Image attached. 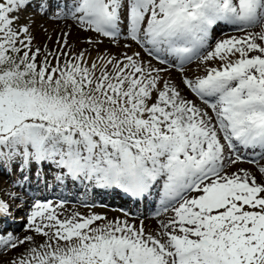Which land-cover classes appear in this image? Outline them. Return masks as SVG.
<instances>
[{
    "label": "snow or ice",
    "instance_id": "1",
    "mask_svg": "<svg viewBox=\"0 0 264 264\" xmlns=\"http://www.w3.org/2000/svg\"><path fill=\"white\" fill-rule=\"evenodd\" d=\"M46 20L91 33L88 47L75 50L70 31L37 45ZM224 27L243 35L213 43ZM121 37L149 59L100 50ZM194 59L206 69L189 77ZM241 149L264 160V0H0V183L46 169L98 196L160 198L155 230L22 201L31 234L0 222V264H264V165L260 178L230 171ZM11 211L0 198V221Z\"/></svg>",
    "mask_w": 264,
    "mask_h": 264
},
{
    "label": "rangeland",
    "instance_id": "2",
    "mask_svg": "<svg viewBox=\"0 0 264 264\" xmlns=\"http://www.w3.org/2000/svg\"><path fill=\"white\" fill-rule=\"evenodd\" d=\"M25 14L21 13V20L19 21V23H24L25 22ZM27 19L30 21L32 19L31 16H28ZM37 22H40V18L37 17ZM47 28V31H41V28ZM259 30V26H257L256 28L253 29H248V31H258ZM33 31L36 33V41L35 43L37 45H43V44H47L50 48L55 47V41H56V37L57 35L60 34V32L62 31H70L71 35L69 36L68 40L69 43L71 45H73V48L75 50H80L82 48H87L88 45L85 42V39L87 36L92 35L91 33H86V32H78L76 28L74 27H66L64 23H54L52 20H46L43 21V23L40 25L39 28L34 27ZM238 31H236L234 28L231 27H226V30H223V32L221 33L219 30L213 32L215 33L214 38H212V42H215V39H220V38H225L226 36H230V35H235V36H240L237 34ZM242 33V32H241ZM243 35V34H241ZM47 37H51V39H47ZM103 39V44L100 45V50H108L110 51L112 54H117V53H122V52H128V54H131L133 51H137L138 46L135 43H132V46L130 49H127L124 47L125 43H129L128 41L124 40L123 37L120 38V42L117 44H113L110 42V40L108 38H101ZM141 55L144 56L146 53L143 52V50L141 49ZM147 56V55H146ZM155 60H153L154 62ZM199 62L197 60H193L190 63H186L185 64V72L187 73V75H189V77H194L196 75H200L203 74L206 66L205 65H199ZM211 66H216V62H212ZM176 72H173V69H169V73L168 75L165 76L166 79L171 78L172 81L176 84L180 83V79H181V73L174 69ZM187 91V90H186ZM188 92V91H187ZM189 93V92H188ZM193 99H196L193 96ZM196 102L198 103L199 101L196 100ZM200 103V102H199ZM242 151L244 152L245 150L242 149ZM257 151V150H256ZM260 151V150H258ZM244 156V154H243ZM245 157V156H244ZM253 157V153L251 152V156H246V159L244 158L243 162L236 164L234 167L230 168V169H247L250 168L251 170H254L256 172V174L258 176L261 177V174L259 173V165H264V160H261L258 156L254 157V160L256 161L255 163H250L249 161L252 160ZM249 158V159H248ZM246 163V164H245ZM232 171H235V170ZM48 172L46 169L45 170H40L37 171L35 174H32L29 178V180L26 182L25 185H27L29 188L33 185H35L37 182L40 183L42 181V179H44V177H46V182L47 183H55V185L57 186L54 191H56V194L58 192L61 191V188L65 189L68 185V183H63L62 181H50V178L48 177L47 173ZM6 182V183H5ZM25 181H22V183H24ZM76 183V182H75ZM74 183V184H75ZM86 183V182H85ZM2 185V187H5L7 191H4V196H2L1 198H3L4 200L8 201L12 206L15 205V207H17L18 204H22V201H28L30 203H33L34 201L32 200V198H30V194L29 191L24 188V187H18L16 185H9L7 182V178H5L4 182L0 183ZM74 184H70V185H74ZM61 188H60V187ZM83 186V182H79V187L76 190V194L78 193V191H81ZM89 186H91L93 188V199H98L101 201V199L99 197H103L105 195H107V193H104L103 195H97L98 190L94 189L93 185L91 183H89ZM74 188V186H72ZM159 190V189H158ZM11 191L14 192L17 196H19L21 198V200H13L9 197V195H7V192ZM3 193H0L3 194ZM28 193V196H26ZM42 193V194H41ZM44 191H39L38 192V196H43L44 195ZM55 193L52 194V196H48L46 198H44L43 200H56L57 202H67V199H63V198H59L58 196H56ZM80 194H84V193H80ZM156 197L159 198L158 194H155ZM25 196V197H23ZM6 197V199H5ZM109 197H113V194H111ZM51 200V201H52ZM82 201V202H81ZM81 201H78L76 204H78L80 207H82L83 209H87V210H93L92 212H96V213H100L103 214L105 216L108 217V219H116V218H120V219H125L126 214L127 216H130L129 218L131 220H134L137 224H139L140 222L138 221H143L146 228L148 230H155L157 224L156 223H149L146 224L145 219L147 217H153L154 213H151L154 203H156L155 198H153L151 200V196L150 199H146L144 204L141 205L140 207L143 209L142 213H136L138 212V208L136 209V211H129L127 209H123L119 206H112V205H106V204H100V203H88L83 201V199ZM152 202V203H151ZM154 202V203H153ZM70 203V202H69ZM94 205V207H93ZM23 206V204H22ZM86 206V207H84ZM158 208V206H156V209ZM11 214H15L16 216H18L19 218H22V220H20L19 222H17V227L13 226L12 230L10 231H14L16 233L17 236L22 237V234L25 230V226H26V211L25 210H17L14 211L13 208H11ZM115 209H119L118 212ZM120 212V213H119ZM122 212V213H121ZM153 212H156L153 211ZM91 212H89L88 214H90ZM150 213V214H149ZM125 214V215H124ZM9 225H13V223H10ZM19 250H16V252H8L7 254L3 255V259L7 260L9 258H15L16 254Z\"/></svg>",
    "mask_w": 264,
    "mask_h": 264
},
{
    "label": "bare ground",
    "instance_id": "3",
    "mask_svg": "<svg viewBox=\"0 0 264 264\" xmlns=\"http://www.w3.org/2000/svg\"><path fill=\"white\" fill-rule=\"evenodd\" d=\"M60 23H64V22L61 21ZM223 30H226V27H224ZM237 34L238 35H241L243 33L237 32ZM131 43H134V42H131ZM137 51H141V48L139 46H138ZM145 59H149V58L145 55ZM156 63H157L156 61L153 62V64H156ZM157 66H159V65H157ZM173 72H176V71L173 69L172 73ZM179 84L180 83H178L177 85H179ZM181 90H182V92H183L184 95H186L190 99H193L192 94L191 93H188L186 91V89H183L182 86H181ZM257 150H259V149H257ZM233 169H230V171H232ZM234 170H236V169H234ZM248 170L256 174V172L254 170H251L250 168H248ZM257 177L260 178V176H258V175H257ZM46 179L47 178L44 177V179H42V181L40 183L37 182L35 185L31 186L30 188L27 185H25L26 182L22 183V185H24V188H26L29 191L30 198H32L33 201H35L36 199L43 200L44 198L48 197L49 195L52 196L53 193L56 194V191H54V189L57 186L55 185V183H47L46 182ZM62 182L63 183H68V185H67V187L65 189H63V188H61L59 186L61 188V191L58 192L56 194V196H58L59 198L61 197L63 199L65 198V199H68V200H74L75 199V196H76V190L79 187V182H81V181H75L76 183L75 182H71V181H62ZM70 184H74V185H70ZM72 186H74V188ZM4 191H7L6 188L5 187H2V185L0 184V193H3ZM39 191H44L45 192L44 195L43 196H38V192ZM157 192H158V189L153 190V192L150 195H148L146 199H148V198L150 199V196H151V200L153 198H155L156 203H157L158 202V197H156V195H155V194H157ZM105 193H107V195H105L103 197H99L101 199V202H105V203L111 204L113 206L123 207L124 209H127L129 211H136L137 207H139V204H138V202L136 200H133V199H125V198L121 197L119 191L109 190V191H107ZM111 194H113V197H109ZM2 196H4V193L0 195V198ZM5 199H6V197H5ZM146 199L142 198L141 205L144 204V202H145ZM52 202L54 204H59L60 203V202H57L54 199L52 200ZM156 203H154V206H153V209H152L151 213H155L153 211H155V205H156ZM28 204H31V203L27 201V204H23L22 208L26 209L27 206H28ZM115 210L118 212L119 209H115ZM58 211L61 212L64 216H67V215H70V214H72L74 212H79V213H82V214L87 215L89 212H92L93 210H87V209L85 210V209H83L82 207H80L76 203H69V202H66L65 203L64 202V207L62 209H58ZM126 217L129 218L130 216H126ZM138 222H140V221H138ZM145 222H146V224H149V223H152V222L157 224V218L155 217V215L153 217H147L145 219ZM27 234H31V233H28L26 231V226H25V230H24V232L22 234V237L24 235H27ZM36 240H37L38 243H40V242H43L44 238L43 237H40V236H37L36 237ZM17 250H19V251L17 253H15L16 255L18 253L22 252L23 251V248H18Z\"/></svg>",
    "mask_w": 264,
    "mask_h": 264
}]
</instances>
